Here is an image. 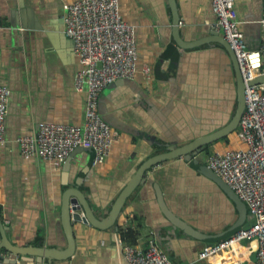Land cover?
<instances>
[{
	"label": "crops",
	"instance_id": "crops-1",
	"mask_svg": "<svg viewBox=\"0 0 264 264\" xmlns=\"http://www.w3.org/2000/svg\"><path fill=\"white\" fill-rule=\"evenodd\" d=\"M75 1L0 0V84L10 90L5 143L0 147V220L16 247L64 249L60 211L65 189L75 186L95 216L105 218L146 160L164 153L168 145L180 147L221 129L235 109L234 74L221 45L203 43L180 51L173 39L167 0H118L121 19L135 29L138 65L132 80L117 81L99 99L100 114L118 132L107 160L92 168L89 152H73L64 180L62 166L22 157L17 138L35 134L41 123L81 125L84 121L85 93L74 89L81 65L62 22L63 5ZM176 3L182 40L207 38L216 22L210 0ZM235 16L248 47L256 48L261 0H235ZM144 68L150 70L149 76ZM240 147L232 133L206 146L189 163L177 158L151 166L144 172V182L126 200L117 230L101 231L73 222V254L50 264H126L122 245L144 250L150 242L173 264H229L227 252L201 260L204 245L217 241L203 242L174 227L157 194L172 215L203 234L228 237L250 226L253 221L245 206L246 216L236 228V205L198 171L213 151ZM119 230H128L132 240L123 241ZM244 249L243 264H250L256 248L251 241ZM8 257L1 249L0 264ZM18 259L16 264H47L45 258L35 256L26 262Z\"/></svg>",
	"mask_w": 264,
	"mask_h": 264
},
{
	"label": "built area",
	"instance_id": "built-area-1",
	"mask_svg": "<svg viewBox=\"0 0 264 264\" xmlns=\"http://www.w3.org/2000/svg\"><path fill=\"white\" fill-rule=\"evenodd\" d=\"M216 22L212 32L224 38L233 51L245 85L244 111L234 132L239 149L213 151L206 167L245 204L252 224L231 236L204 245L200 259L229 254V264H243L245 243L257 240L255 259L264 264V83H250L264 75V0L258 21L260 38L256 48L247 45L235 16V0H210ZM63 33L72 41L80 70L74 89L85 93L81 125L41 123L35 134L20 136L17 144L24 158L38 157L60 168L78 148L91 150V167L103 165L118 137L99 112L103 90L117 81L132 80L137 71L135 29L121 19L118 0H77L63 5ZM149 76L150 70L143 69ZM10 90L0 84V147L4 145V122ZM126 264H173L156 244L146 249L122 245Z\"/></svg>",
	"mask_w": 264,
	"mask_h": 264
},
{
	"label": "water",
	"instance_id": "water-1",
	"mask_svg": "<svg viewBox=\"0 0 264 264\" xmlns=\"http://www.w3.org/2000/svg\"><path fill=\"white\" fill-rule=\"evenodd\" d=\"M171 15H172V35L174 42L176 43L178 49L180 51L191 49L202 45L203 43L214 42L221 45L228 55L230 60V67L234 74L235 80V109L232 114L231 120L221 129L209 134L197 138L183 146L175 147V145H168L166 151L164 153L157 154L153 157H150L146 160L135 175L131 178V180L126 184L123 190L120 192L114 203L112 204L109 212H107V216L105 218H101L95 216L93 210L91 209L89 202L85 195L80 192L75 186L69 187L65 189L62 193L61 198V224L64 232V236L67 242V245L64 249H42V248H32V247H16L9 241L7 237L8 228L3 225L0 220V250H5V252L9 255L5 264H16L20 258L23 262H26L28 257L35 256L40 259L45 258L47 260V264H50L51 261H64L70 258V256L74 252L75 244H74V236L72 231L73 222H82L84 224H89L94 228L107 231L111 229L117 230L116 221L121 214V211L126 203V200L130 196V194L136 189V187L144 182L143 175L144 172L149 169L153 165H157L162 162L170 161L177 158H182L185 162L192 161L193 157L198 156L204 151V148L211 143L219 141L228 135L234 133L238 127L241 115L244 111V89L245 85L243 83L239 66L236 60V57L224 40L222 36L218 33L211 32L207 38L200 39L194 42H184L180 36L179 32V23L180 17L178 14L177 3L176 0H167ZM264 83V75L258 78H255L250 84L257 85ZM149 140H153V138H148ZM89 152L91 156V161L93 158V152L91 150H86L82 148L76 149L74 152ZM71 157H73V153L66 160V162L62 166V171L64 173V180L68 178V174L70 171ZM193 163H196L195 161ZM199 173L207 178L211 179L216 186L222 190L228 198L236 205V208L239 212V221L236 224V228L242 225V220L246 216V208L245 205L234 195V193L229 190L225 184L214 175L210 170L207 169L206 166H200L198 168ZM158 202L160 203V207L162 212L171 222V224L176 227L178 230L182 231L188 236L195 237L197 239L202 240L203 242H214L218 241L225 237V235L220 234L216 235H207L196 230H193L189 226L185 225L182 221L172 215L166 208L161 195L157 194ZM57 253V254H55ZM39 262V261H37Z\"/></svg>",
	"mask_w": 264,
	"mask_h": 264
},
{
	"label": "trees",
	"instance_id": "trees-1",
	"mask_svg": "<svg viewBox=\"0 0 264 264\" xmlns=\"http://www.w3.org/2000/svg\"><path fill=\"white\" fill-rule=\"evenodd\" d=\"M119 234H120L121 239L123 241H127L128 242V239L132 240V236H131V234H130V232L128 230H126V231L119 230Z\"/></svg>",
	"mask_w": 264,
	"mask_h": 264
},
{
	"label": "rangeland",
	"instance_id": "rangeland-1",
	"mask_svg": "<svg viewBox=\"0 0 264 264\" xmlns=\"http://www.w3.org/2000/svg\"><path fill=\"white\" fill-rule=\"evenodd\" d=\"M203 159H204V156H203ZM252 243L254 244L255 248H257V240L256 239H253L252 240Z\"/></svg>",
	"mask_w": 264,
	"mask_h": 264
},
{
	"label": "bare ground",
	"instance_id": "bare-ground-1",
	"mask_svg": "<svg viewBox=\"0 0 264 264\" xmlns=\"http://www.w3.org/2000/svg\"><path fill=\"white\" fill-rule=\"evenodd\" d=\"M55 254H57V253H55Z\"/></svg>",
	"mask_w": 264,
	"mask_h": 264
}]
</instances>
